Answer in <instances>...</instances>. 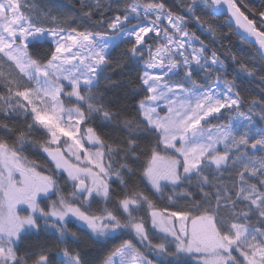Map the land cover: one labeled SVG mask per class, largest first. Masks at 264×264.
<instances>
[{
    "label": "snow or ice",
    "instance_id": "6c2138e0",
    "mask_svg": "<svg viewBox=\"0 0 264 264\" xmlns=\"http://www.w3.org/2000/svg\"><path fill=\"white\" fill-rule=\"evenodd\" d=\"M0 264H264V0H0Z\"/></svg>",
    "mask_w": 264,
    "mask_h": 264
},
{
    "label": "trees",
    "instance_id": "16d2710c",
    "mask_svg": "<svg viewBox=\"0 0 264 264\" xmlns=\"http://www.w3.org/2000/svg\"><path fill=\"white\" fill-rule=\"evenodd\" d=\"M44 3H55L58 5H69L72 0H43ZM254 3L257 4V6H259V2L260 0H253ZM116 43H120V40Z\"/></svg>",
    "mask_w": 264,
    "mask_h": 264
},
{
    "label": "rangeland",
    "instance_id": "374dc122",
    "mask_svg": "<svg viewBox=\"0 0 264 264\" xmlns=\"http://www.w3.org/2000/svg\"><path fill=\"white\" fill-rule=\"evenodd\" d=\"M119 41V39H116L115 41H113V43H116V42H118Z\"/></svg>",
    "mask_w": 264,
    "mask_h": 264
}]
</instances>
